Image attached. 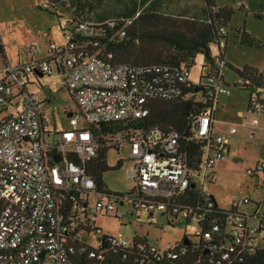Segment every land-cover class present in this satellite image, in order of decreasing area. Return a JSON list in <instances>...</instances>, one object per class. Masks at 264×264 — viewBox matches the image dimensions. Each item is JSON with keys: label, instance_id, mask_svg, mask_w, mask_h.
<instances>
[{"label": "built area", "instance_id": "obj_1", "mask_svg": "<svg viewBox=\"0 0 264 264\" xmlns=\"http://www.w3.org/2000/svg\"><path fill=\"white\" fill-rule=\"evenodd\" d=\"M103 25L117 28L121 38L126 36L115 21L92 24L68 18L63 42H51L45 60L16 65L8 60L0 34L4 57L0 104L7 111L0 116V264H77L83 256L103 263L110 252L122 253L123 260L131 256L140 264H171L191 252L198 255L197 263L233 264L243 255L263 251L264 163L248 170L263 191L260 200L241 197L226 210L204 191L207 183L216 182L215 168L229 155L228 139L211 130L218 97L231 94L224 85L227 62L217 57L208 74L195 81L184 64H121L97 39ZM226 34L221 28L219 35ZM220 46L224 48L225 42ZM57 73L78 113H72L69 128L47 135L46 101L30 94L28 85L32 76ZM247 85L245 78H239L237 86ZM195 87L203 92H194ZM193 98L205 108L190 114L185 144L200 145V157L190 155L176 129L131 127L148 118L150 101ZM13 106L16 113L9 110ZM251 108L264 114V97H254ZM112 124L128 130L115 139L107 137L104 144L90 129ZM125 143L130 145L134 188L129 193L98 190L90 171L101 149L120 150ZM195 188L200 201L188 205L187 194ZM116 202L150 216L164 212L175 223H194L195 241L185 236L162 252L147 242L105 235L97 226L100 215L115 212L118 220L126 216ZM243 207L252 211L245 213Z\"/></svg>", "mask_w": 264, "mask_h": 264}, {"label": "rangeland", "instance_id": "obj_2", "mask_svg": "<svg viewBox=\"0 0 264 264\" xmlns=\"http://www.w3.org/2000/svg\"><path fill=\"white\" fill-rule=\"evenodd\" d=\"M120 0H104L102 6L107 11L119 12ZM204 0H161L165 13L170 15L203 16L205 9ZM242 4L241 8L238 4ZM231 6L234 17L226 26V38L222 39L226 47H219L212 44V52L220 57L222 54L226 61L230 62L235 69L253 67L264 71V0H221L217 3V8ZM73 13L63 6H51L47 0H0V34L4 40V46L8 60L15 64L17 61H28L31 59L32 50L35 51L36 59L45 58L49 53L51 42L62 43L64 30L68 22V17ZM92 15H85L80 20L91 21ZM110 19H118L110 17ZM93 22V21H91ZM246 33L249 38L255 40V46H249L241 42L242 35ZM208 62L198 56L195 65L190 68L193 81L200 80L201 75L208 74V68L204 67ZM4 68V57L0 56V70ZM227 70V78L233 79L234 71ZM0 74V78H1ZM38 83L28 85V92L47 101L45 103L46 122L49 129L54 133L65 130L70 124L69 113H78L77 105L69 91L62 87V81L57 74L54 76H44ZM62 87V88H61ZM247 91V90H246ZM244 102L247 95L243 91H238ZM49 101V102H48ZM19 100L16 101V103ZM16 106L9 110L14 111ZM225 116L230 117L234 112L225 108ZM5 111L0 104V116L3 117ZM264 123V118H260ZM81 127L85 124H80ZM237 130L232 129L231 134H236ZM231 147L239 150L238 160L234 162L230 173L218 178L216 184L207 183L205 192L215 197L224 209H230L233 201L239 197H246L253 192L251 179L248 175L249 167L260 157V148L256 141L247 135H236L230 137ZM130 145L125 143L120 150L112 148L108 152L107 163L111 168H116L119 161L123 167L112 170L103 177L104 190L117 193H129L134 188L133 180L130 178L133 162L130 160ZM261 160V159H260ZM250 162V163H249ZM263 191L257 193L260 197ZM115 201V200H114ZM117 210L125 214V218L118 220L115 212L109 215L99 216L97 226L101 228L105 235L122 238L127 241L147 242L150 246L156 247L162 252L169 250L182 242L185 236L195 241L194 236L198 228L194 223H185L184 220L173 222L171 215L164 212H156L150 216L148 212H135L129 209L128 204L121 206L117 202L114 204ZM242 211H247L246 207ZM98 241V237H94Z\"/></svg>", "mask_w": 264, "mask_h": 264}, {"label": "trees", "instance_id": "obj_3", "mask_svg": "<svg viewBox=\"0 0 264 264\" xmlns=\"http://www.w3.org/2000/svg\"><path fill=\"white\" fill-rule=\"evenodd\" d=\"M47 1L53 7L60 5L73 13L68 18H73L75 21L80 20L85 15H92L91 21L93 22L89 21L92 24H104L106 21L119 23L126 33L124 38H121L118 34L116 35L117 28L112 29L107 25H103L98 28L100 29V35L97 39L101 42L102 47L105 48L106 53L114 55L115 61L121 62V64L137 66L167 64L171 67H178L184 64L191 68L195 65L198 56H200L208 62L204 67H207L208 70L212 69L217 58L212 53V44L216 43L221 47L222 39L227 36H220V29H226L235 14L231 6L217 8V3L221 0H204L205 9L202 17L165 13L161 0H120L118 13L107 11L102 6L104 0ZM240 7L244 8L242 4ZM110 17L118 19L107 20ZM124 21H131V23L127 25ZM240 40L243 44L249 46L256 45L255 40L249 38L246 33L242 35ZM220 57L224 59L222 54H220ZM226 65L240 78L247 80L248 85L244 87L246 90H251L256 94L255 89H264V72L253 67L245 66L240 70L233 68L231 64L226 63ZM189 91L187 90V92ZM193 91L197 93L203 92L198 87H195ZM194 99H181L174 102L150 101L148 104V118L131 127L136 131L156 125L161 126L166 131L176 129L182 134L183 143L185 144V139L189 136L187 127L190 114L200 112L205 108L203 104L194 102ZM252 101L253 98L250 100V107H252ZM90 129L100 136V141L104 144L108 138L115 139L118 134L127 131L128 127L112 124L90 127ZM185 145H187L186 149L193 158L195 156L200 157V145L193 143ZM108 152L107 148L101 149L90 171L91 177L97 185L96 188L100 191H103V187H105L103 182L104 175L115 169L120 170L123 167L122 161H119L116 168H111L107 163ZM195 162H198V160L196 159ZM195 162L193 161L191 165H195ZM187 196L185 203L188 205H197L200 201V194L196 188L190 190ZM211 199L215 202L213 197ZM215 204L217 205L216 202ZM135 242H139V240L135 239ZM122 255V253L115 254L110 252L103 263L83 256L78 259L77 264H140L131 256L127 260H123ZM197 261L198 255L191 252L188 256L171 264H209L206 260L201 263H197ZM233 264H264V250L255 254L243 255L242 261L236 260Z\"/></svg>", "mask_w": 264, "mask_h": 264}, {"label": "crops", "instance_id": "obj_4", "mask_svg": "<svg viewBox=\"0 0 264 264\" xmlns=\"http://www.w3.org/2000/svg\"><path fill=\"white\" fill-rule=\"evenodd\" d=\"M62 42H63V40H62ZM225 45H226V43H225ZM47 57H48V55H47ZM47 57L36 59V55H35V56H32L31 59L28 61L27 60L26 61H17L15 64H12V65H16L19 63H25V62L28 63L32 60H34V61L45 60ZM224 60H225V58H224ZM226 62L228 64H231L228 61H226ZM226 69H228V67ZM226 72H227V70L224 71V76H225L224 85L228 86L230 88L231 94L221 95L220 97H218L216 112H214V114H213V123H212L211 130H212L213 135L223 136V137L228 139V141H229V144H228L229 145V155L226 157V159H224L223 161H221L217 164V166L215 168L216 182L213 184H216L218 182V178L220 176L221 177L224 176L226 172L230 173V170L233 167L234 162H236L239 159L238 156L240 155L239 154L240 152L236 148L232 149V147L230 145V144H232V140L230 139V137H233L236 135H242V134H244V135L249 134L251 136V138H253L256 141L257 146H259V148H260V157L258 156V159L255 160L252 163V165H250L249 167H252V166L256 167L257 164L264 163V123L262 124L260 122V118H264V114H260V112H255L250 107V100L252 98L257 97V96H263L264 97V89L263 90L255 89L256 94L254 92H252L251 90L246 91L245 88L237 86V82H238L240 77L236 73H234L233 79L230 81V79L227 78ZM57 75L62 81V84H63L62 87H64V83H63V79H62L61 75H59L58 73H57ZM42 77H44V76L41 74H39L38 76H32L30 79L29 85H31L32 83H38L40 85L39 81ZM238 91H243L247 95L246 99L244 98V100H245L244 102H239L240 100L243 99L242 98L243 96L239 95ZM226 107H228L229 111L234 112L230 117L225 116V112H226L225 108ZM12 113H16V109ZM46 114H47V112L45 111V117H47ZM49 127L50 126L47 123V132H46L47 135H50V132H51ZM67 128H69V126ZM232 129L237 130L236 134L230 133V131ZM54 132H57V129H54ZM250 179H251V186H252L253 192H251L252 194L247 195V196L251 197L254 200H260L262 195L260 197H258L257 193L259 191H262V190L257 187L256 178L250 177ZM239 198H241V197H239ZM213 199L215 200V202L217 203L219 208L224 209L223 207H221V205L218 203V201L215 199V197H213ZM246 210H247L246 212L244 211L245 213H250L252 211V207H246Z\"/></svg>", "mask_w": 264, "mask_h": 264}, {"label": "water", "instance_id": "obj_5", "mask_svg": "<svg viewBox=\"0 0 264 264\" xmlns=\"http://www.w3.org/2000/svg\"><path fill=\"white\" fill-rule=\"evenodd\" d=\"M72 115H73L72 113H69V114H68V118H71ZM185 244H187V242H185Z\"/></svg>", "mask_w": 264, "mask_h": 264}]
</instances>
